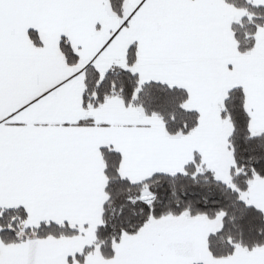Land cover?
<instances>
[{
  "label": "snow or ice",
  "instance_id": "snow-or-ice-1",
  "mask_svg": "<svg viewBox=\"0 0 264 264\" xmlns=\"http://www.w3.org/2000/svg\"><path fill=\"white\" fill-rule=\"evenodd\" d=\"M0 264H264V0H0Z\"/></svg>",
  "mask_w": 264,
  "mask_h": 264
}]
</instances>
